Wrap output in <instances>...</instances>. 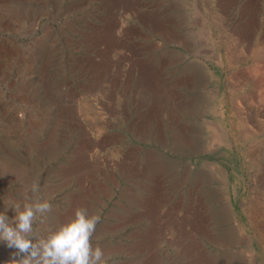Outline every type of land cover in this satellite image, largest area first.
<instances>
[{
    "label": "rangeland",
    "instance_id": "rangeland-1",
    "mask_svg": "<svg viewBox=\"0 0 264 264\" xmlns=\"http://www.w3.org/2000/svg\"><path fill=\"white\" fill-rule=\"evenodd\" d=\"M113 1L0 0V212L98 213L106 264H264V0Z\"/></svg>",
    "mask_w": 264,
    "mask_h": 264
},
{
    "label": "clouds",
    "instance_id": "clouds-1",
    "mask_svg": "<svg viewBox=\"0 0 264 264\" xmlns=\"http://www.w3.org/2000/svg\"><path fill=\"white\" fill-rule=\"evenodd\" d=\"M39 185L33 183L31 191L38 192ZM11 218L0 212V242L16 251L11 264H106L103 249L93 246L92 236L101 217L78 207L65 223L49 231L43 238H35L33 222L38 215L51 209L46 199H36L23 204L14 203Z\"/></svg>",
    "mask_w": 264,
    "mask_h": 264
},
{
    "label": "bare ground",
    "instance_id": "bare-ground-1",
    "mask_svg": "<svg viewBox=\"0 0 264 264\" xmlns=\"http://www.w3.org/2000/svg\"><path fill=\"white\" fill-rule=\"evenodd\" d=\"M113 1V0H112ZM124 1V0H123ZM114 2V1H113ZM131 6V5H130ZM129 10V9H128ZM135 10V9H134ZM117 14V13H116ZM135 15H136V13H134ZM138 14V13H137ZM119 18V17H118ZM121 20L120 19H116V22L115 23H117V22H120ZM158 21V19H157V17H155L154 19H151V23H156ZM114 22V21H113ZM162 23V22H161ZM117 25V24H116ZM107 25H105V27H106ZM110 30H111V27H110V29L108 30V32H110ZM113 30V29H112ZM111 30V31H112ZM113 33V32H112ZM119 35V34H118ZM118 35H116V36H118ZM126 37V36H125ZM121 38V37H120ZM123 38V37H122ZM115 40H116V37H115ZM118 40V39H117ZM129 45V44H128ZM122 54V53H121ZM127 55V54H126ZM134 60V59H133ZM137 61V60H136ZM136 61H134V62H132L133 64H137V62ZM141 67H142V65H141ZM144 67V66H143ZM149 67V66H148ZM150 68V67H149ZM146 69V68H145ZM134 70V69H133ZM142 70V69H141ZM148 70H146V72H147ZM134 72V71H133ZM140 73H142V71H140ZM139 73V74H140ZM148 73V72H147ZM147 73H144L145 75L144 76H146V74ZM154 73H156L155 71H154ZM149 74H151V73H149ZM130 75V74H129ZM153 75H156V74H153ZM142 76H143V74H142ZM142 76H139L140 78H142ZM150 76V75H149ZM133 77V76H132ZM138 77V76H137ZM149 78V77H148ZM141 80V79H140ZM143 80V79H142ZM151 80V79H150ZM154 81H156L155 79H153ZM147 81V80H146ZM152 81V80H151ZM148 82V81H147ZM146 83V82H145ZM152 83V82H151ZM151 83H150V85H151ZM148 84H149V82H148ZM154 84V83H153ZM157 85V84H156ZM155 86V85H154ZM159 86V85H158ZM151 87V86H150ZM149 87V88H150ZM157 88V87H156ZM152 89H153V86H152ZM165 91V90H164ZM84 128V127H83ZM83 130H85V129H83ZM87 132V131H86ZM89 137V136H88ZM90 140V139H89ZM81 149V148H80ZM86 149V148H85ZM86 162V161H85ZM141 173V172H140ZM157 187V186H156ZM153 193H155L156 194V192H153V189L151 188L150 189V192H148V197H147V200H151L152 199V197H153ZM156 198V197H155ZM153 200V199H152ZM155 201V200H154ZM155 202H157V201H155ZM151 203V202H150Z\"/></svg>",
    "mask_w": 264,
    "mask_h": 264
}]
</instances>
